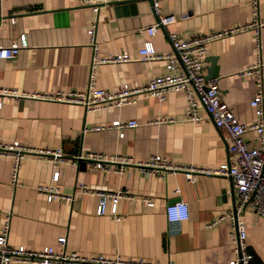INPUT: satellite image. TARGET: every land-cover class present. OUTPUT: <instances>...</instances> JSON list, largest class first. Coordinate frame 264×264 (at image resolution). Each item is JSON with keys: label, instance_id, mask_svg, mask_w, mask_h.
<instances>
[{"label": "crops", "instance_id": "0c3cea01", "mask_svg": "<svg viewBox=\"0 0 264 264\" xmlns=\"http://www.w3.org/2000/svg\"><path fill=\"white\" fill-rule=\"evenodd\" d=\"M150 4V0H110L94 10L83 0H2L0 43L16 42L19 49L1 60L0 83L42 92L84 88L92 56L87 27L95 22L98 54L127 51L132 58L97 63L94 84L110 89L121 81L143 84L167 70L165 58L139 57L137 48L145 39L159 52L171 51L169 32L189 37L243 24L251 17L250 0H159V13L172 18L148 34L145 26L157 20ZM259 10L264 13V0H259ZM10 15L14 21L9 20ZM260 43L264 53V26ZM255 53V34L248 28L214 37L206 49L205 72L212 67L208 56H215L216 85L240 121L256 118L249 103L255 78L236 73L254 60ZM186 106L183 89L167 91L161 99L142 92L135 102L93 109L51 97H21L16 103L5 99L0 106V143L17 139L35 147H60L69 159L94 150L125 154L139 162L126 164L122 172L90 165L85 158L76 157L79 164L62 162L56 185L71 197L48 200L37 188L51 183L54 165L45 154L26 153L15 184L11 181V158L0 154V227L10 210L8 241L33 249L46 244L60 249L58 236L64 234L65 250L86 255L228 264L234 254L232 180L227 175L203 172H196L190 180L186 174L189 169L226 159L228 139L203 104L197 105L201 113L197 121L184 117ZM116 117H133L136 124L125 126L123 135H118L117 128L109 125ZM97 124L103 127H92ZM245 138L251 145L258 143L253 130L245 133ZM153 155L177 168L151 167L146 162ZM79 181L91 188L127 189L130 196H120L116 202L121 218H113L110 198L105 212L98 213L97 194L78 192L75 183ZM145 196L151 198V204ZM177 199L186 200L189 207V216L178 224L169 222L164 211L168 202ZM236 215L245 223L246 247L253 254L250 264H264V215L250 203Z\"/></svg>", "mask_w": 264, "mask_h": 264}, {"label": "built area", "instance_id": "2783aa9c", "mask_svg": "<svg viewBox=\"0 0 264 264\" xmlns=\"http://www.w3.org/2000/svg\"><path fill=\"white\" fill-rule=\"evenodd\" d=\"M83 1L89 3L94 10H97L101 3L110 0ZM150 1L151 11L156 15L157 20L146 25L145 30L148 34H154L157 30V25L165 23L172 16L159 13V0ZM250 2L251 17L243 24L189 37H183L176 32H169L171 51L159 52L150 39H145L142 45L137 48L139 57L142 59L165 58L167 70L164 73L152 75L143 84L130 85L126 81H121L113 89L94 84L93 78L96 64L105 61L128 60L132 58V55L127 51L98 54L95 40L96 23L92 22L87 27L89 43L92 45V56L89 79L84 88L42 92L26 89L18 90L13 86L0 83V106L5 99L16 103L21 97H51L80 102L87 108L93 109L135 102L142 92H148L161 99L167 91L183 89L187 99L184 117L197 121L201 117L197 105L201 103L216 126L223 130L228 139V157L226 159L215 165L200 166L195 168V170L189 169L186 172L187 177L193 180L196 172H203L227 175L231 178L235 189V213L230 214L233 226L231 240L234 254L228 260V264H250L253 254L246 247L245 223L236 215L246 203H250L259 214L264 215V53L261 50L260 43V29L264 26V13L259 10V0H250ZM9 20L14 21V16L10 15ZM247 28L251 29L255 34V58L246 66L236 70V73L239 75L250 74L255 78V92L249 98V103L254 108L256 118L249 122L240 121L237 118L231 106L222 99L216 85V77H206L204 69L206 49L211 39ZM18 49L19 46L16 42L10 44L0 43V62L3 58L14 56ZM135 124L136 120L133 117L127 119L116 117L111 119L109 123V125L117 128L118 135H123L125 126H133ZM92 127L101 128L103 125L97 124ZM252 130L258 136V143L255 145L249 144L245 138V133ZM28 152L45 154V157L50 159L54 165L51 173V183L37 186L38 190L43 192L48 200L56 196L71 197V194L61 192L56 185L60 175L58 166L62 162L70 161L71 163L79 164L76 157H79L78 159L85 158L89 160L88 164L90 165H96L115 172H122L126 164L139 163L132 161L130 156L125 154H106L94 150H89L85 154H79V156L69 159L63 154L60 147H35L14 139L10 142L0 143V154L8 155L11 158V181L14 184L18 182L17 172L21 158ZM81 162L84 163V160ZM109 162H114L115 164L111 165ZM146 163H149L151 167L163 168L164 170L177 168V165L158 158L156 155L151 156V159ZM75 189L78 192L92 191L97 194L96 211L98 213L105 212L106 201L110 198L112 200L110 211L115 219L121 218V214L116 211L118 198L120 196H130L127 189L91 188L83 181L75 183ZM144 198L149 204L152 203L149 196ZM164 211L167 220L176 224L189 216L188 203L184 199L168 202L164 207ZM9 223L10 210H7L0 227V264H10L17 261L39 262L41 264H176L171 260L167 262H151L142 259L122 258L119 255L110 257L103 254L86 255L73 249L67 251L64 247L66 238L64 234L58 236V240L61 243L60 249H56L52 244H46L38 249L28 248L24 244H12L8 241Z\"/></svg>", "mask_w": 264, "mask_h": 264}, {"label": "water", "instance_id": "95a60500", "mask_svg": "<svg viewBox=\"0 0 264 264\" xmlns=\"http://www.w3.org/2000/svg\"><path fill=\"white\" fill-rule=\"evenodd\" d=\"M113 1H126V0H113ZM208 59L211 61L212 67H208L207 71L205 73L206 77H212V76H216L218 74V69L216 66L213 67V64L215 62V56H208Z\"/></svg>", "mask_w": 264, "mask_h": 264}]
</instances>
